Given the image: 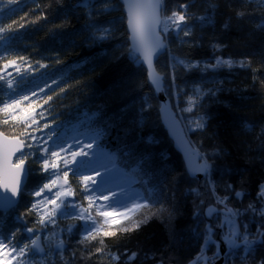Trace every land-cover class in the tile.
Segmentation results:
<instances>
[{"label":"trees","instance_id":"obj_1","mask_svg":"<svg viewBox=\"0 0 264 264\" xmlns=\"http://www.w3.org/2000/svg\"><path fill=\"white\" fill-rule=\"evenodd\" d=\"M163 1L165 15L180 11L181 5L188 7L184 11L187 27L172 29L168 39L164 38L167 49L156 63L162 80L159 92L150 82L142 60L131 51L127 15L119 0H110L112 9L104 13L91 7L102 0H89L87 8L81 6L83 0L0 3L6 13L0 16V26H13L5 33L12 38L0 47V76L8 65H14V71L24 73L18 77L17 89L22 87L19 93L37 89L42 83L48 86L38 100L45 114L39 128L0 111V131L27 145L32 141L22 135L26 128L34 136L46 123L47 131L57 134L66 129L73 131L72 125L79 126L67 137H97L92 139L89 155L98 158L96 163L69 170L67 184H59L71 187L74 195L66 203L76 205L75 210L67 207L69 216L58 215L55 226L41 228L39 214L29 209L39 199L33 193L43 184H50L52 175L41 168L44 155L40 147H26L28 185L18 206L0 211V233L14 235L11 243L4 240L8 245L3 250L6 255L13 245L30 244L31 234L24 231L25 227L37 229L36 234L44 239L50 231L71 224L72 232L60 235L66 241L64 257L71 259V253L77 252L74 264H193L204 246L206 225L214 226L213 238L220 244L219 251L225 246L220 221L206 215L209 206L221 207L216 197H227L228 206L240 210L239 222L247 225L250 236H256L257 228L264 227L259 211L264 208V198L258 195L264 186V6L255 0ZM8 8L14 11L8 13ZM238 10L247 14L238 18ZM100 28L110 29L111 36L96 39ZM217 59L247 63L245 67L236 63L232 67H212ZM16 91L0 81L3 102L13 98ZM189 97L195 100L192 111H186ZM163 99L170 102L192 144L210 165L205 178L188 173L183 155L163 123ZM196 120L203 123L202 129L195 128ZM98 170L113 177L102 183H107L104 189L115 193L120 190L129 196L150 194L151 213L156 214L149 213L147 222L134 231H119V225L106 229L116 235L104 238V254L89 259V250L95 252L98 242L78 247L85 222L72 217L80 207L89 208V196L95 200L102 195L96 187L86 189L82 180ZM53 191H45L44 195L52 198ZM236 192L242 196L237 198ZM102 201L96 200V204ZM250 203L257 209L255 213L247 211ZM91 209L97 216L95 204ZM108 250L119 255V261H111ZM215 252L214 244L205 249L209 257ZM131 253L136 256L129 260ZM24 259L40 261L41 257L29 254ZM51 260L58 264L55 254ZM261 261L264 243L258 242L251 254L240 249L231 254L226 251V264Z\"/></svg>","mask_w":264,"mask_h":264},{"label":"snow or ice","instance_id":"obj_2","mask_svg":"<svg viewBox=\"0 0 264 264\" xmlns=\"http://www.w3.org/2000/svg\"><path fill=\"white\" fill-rule=\"evenodd\" d=\"M17 0H7V5H11L16 3ZM243 2V0H242ZM255 2L264 6V0H255ZM0 3H3V0H0ZM123 4L126 8L127 15V25L130 29V39L132 41V49L134 53H139L140 55L136 57L137 60H142L143 63L147 65L148 68V76L152 84L156 87H159L161 82V77L159 73L156 71L153 60L154 56L159 49L164 47L163 37L161 33H166L169 31L170 27L176 30H182L181 25L187 27V17L184 14L185 9L188 5H181L180 11H173L171 14L165 15L163 13V0H123ZM81 6L89 7V0H83ZM91 7L100 12H108L112 9V5L110 0H102L99 5H91ZM14 11L11 8H8V13ZM247 13L242 10H238L236 12V16L238 18L244 17ZM6 13L3 8H0V16H4ZM204 19V18H201ZM208 22H211L210 18H208ZM2 23V22H0ZM12 25L9 24L7 27L0 26V47L4 45L8 40L12 37L10 35H5L12 30ZM227 27V24H225ZM188 35V32L184 33ZM111 36V30L108 28H100L95 36L96 39H107ZM9 63H12L11 61ZM183 63V61H180ZM236 63L240 67L246 66V61H233L231 59L222 60L217 59L216 65L212 67H216L219 65H226L228 67H232L233 64ZM191 65H189L190 67ZM19 71V70H17ZM10 75V74H9ZM0 81L6 82V87L10 90H14V82L12 79H9L6 76H0ZM43 91V89H41ZM197 93L199 89L195 90ZM33 96L36 95L35 92L32 93ZM28 96H23L21 99H12L11 103H5L0 100V104H3V107L0 108V111L11 114L14 120H20L25 125L29 120L32 121L33 124L37 123L34 119L32 112H34V108L30 104L28 106V110L21 109L19 116L16 115V109L20 108V105L24 100H28ZM51 99V97H49ZM47 103V101H45ZM189 107L186 111H192L195 107V100L193 97H189L188 100ZM7 123V120H5ZM195 128L202 129L204 127L203 123L200 120L193 121ZM44 128H48L49 125L46 123L43 125ZM22 135L26 136L29 140L34 142H42L44 145H47V140L39 141V138L36 136H31L27 132V128L25 129ZM92 139H96L97 137H91ZM52 139V135L48 136V140ZM181 143L184 146V151L186 152L187 159L189 164L193 165L196 172H203L207 174L210 165L207 163L206 158L199 152L197 148L191 142H185L183 137H181ZM60 148V151H51L49 152L48 147L39 148L38 150L44 153L43 162L41 168L43 171L47 172L49 169L56 170L59 169L60 163L58 162L61 157V152H67L68 149L64 148L61 145H56ZM24 147L32 148L33 144L29 143L25 145L23 140L19 138L13 137L9 139L3 134H0V176L3 177V180L0 181L2 187H0V211L7 212L11 209L16 203V198L20 195V186L19 180L16 179L20 173L23 172V165L25 163V153L22 151ZM71 148V145H69ZM87 148H92V144H88ZM16 153H20L17 156V160L15 164L11 163L12 156ZM72 162H75V158L77 156H87V152L81 149L79 152H71ZM51 160V163L49 162ZM198 161H203V163H199ZM62 163L67 166L69 163L68 159H63ZM83 163V162H81ZM55 175L56 173L53 172ZM67 175L68 172L64 171V183L67 184ZM11 176L12 180L9 182L8 177ZM51 179V177H49ZM59 176L57 175V180ZM57 180H52L50 184H43L39 187V190L33 193L36 197H41V194L45 191L51 192V189L57 185ZM85 188H89L92 185L96 184V181L92 177H83L82 178ZM91 182L89 184L88 182ZM116 187H125L124 185L117 184ZM100 191L99 188L96 189ZM150 191V190H149ZM196 191V190H192ZM74 193L72 191H58L55 193V198L47 199L45 197L42 201H37L32 204V207L29 211L35 210L39 214L38 223L41 228H47L49 224L56 225V217L59 216H69L70 213L66 212L65 209L69 206L75 210L76 205H68L65 202L66 197L73 196ZM258 195L261 198H264V186H261ZM235 196L240 198L242 196L241 192H236ZM152 199L151 195H143L137 193L135 195L129 196L122 192L119 196L115 192L112 193V196L101 195L100 197H96L94 200L92 196L88 197L89 200V208L80 207L79 212L73 216V219H78L80 221H84L85 223L82 225V232L80 233V240L78 242L79 246H85L86 244H90L92 241L98 242V247L95 248V252H91L89 250V259L92 255L97 253L104 254L105 242L104 238L115 236L116 232L110 229L113 225H119V231L129 232L134 231L139 228L142 223H146L149 218V213H151V209L153 204L149 203V200ZM60 201L59 203L57 201ZM96 200H103L106 203L96 204ZM227 197H216V203L222 207H211L209 206L206 210V215L208 217L215 216L219 223V227L223 230V235L221 240L229 250V254H231L232 250L240 249L247 254H251L254 250L256 244L264 243V227L257 228V235L250 236L248 232V227L246 224L242 225L239 222V217L241 212L239 209H234L228 207ZM95 204V212L97 216L101 217V220L97 219V216H94L92 212L89 210ZM47 205H51V207H47ZM112 209L111 211H106L104 209ZM119 209V210H118ZM162 211V209H157V212ZM247 211H251L255 213L257 209L250 203L248 205ZM260 215L264 217V208H261ZM155 215L156 213H151ZM20 219V217H17ZM213 225H206L204 231V246L201 249V254L198 255L193 262V264H212V261L220 257V244L218 241L214 240V232ZM73 229V225H66L64 229L58 231H50L48 235H45L43 241L41 240V236L36 234L37 229L27 228L25 227L24 231L31 234L30 235V244H21L20 246L13 245L8 249V255L12 256V259L16 261V264H44L47 261V264H52L51 256L55 254L58 258V264H74V260L77 256V252L73 251L71 253V259H66L64 257V251L66 248V241L61 237V232L71 233ZM14 239V235L12 232H8L7 235H3L0 233V253L3 252L5 248H8V245L4 243V240H8L9 243ZM216 246V252L213 253L211 257L205 254V249L209 245ZM31 255L32 257H41L40 261H31L26 262L25 257L27 255ZM107 255L110 260L115 262L119 261L120 257L116 253L107 251ZM136 253L129 254V260L134 259ZM81 258L83 254L81 253ZM261 264H264V261H261Z\"/></svg>","mask_w":264,"mask_h":264},{"label":"rangeland","instance_id":"obj_3","mask_svg":"<svg viewBox=\"0 0 264 264\" xmlns=\"http://www.w3.org/2000/svg\"><path fill=\"white\" fill-rule=\"evenodd\" d=\"M172 29L173 28L170 27L169 31H172ZM13 68H14V65H8L4 69L2 74H1V76H6L9 79H12L13 82H14V90L15 89L17 90L15 92L14 97L9 99L6 103H11L12 99L19 100L23 96H28L29 99L28 100H24L22 102V104L20 105V108L16 109V115L19 116L21 109L28 110V106L31 104L32 107L34 108V112H32V115H33V117H34V119L36 120L37 123L33 124L31 120H29L27 123H29L30 126H34V127H38L39 128V125L41 124V120L43 118H45V114H43L42 107H40L38 105V100L43 96L44 92L48 89L47 83L40 84L39 86H37V89H34L32 91L19 93L21 91L22 87L17 89L19 87V85H18V77L23 76L24 73L20 72L19 69H17L19 71H17V70L14 71ZM2 82H5V81H2ZM16 85H18V86L16 87ZM41 89H43V91H41ZM14 90H12V91H14ZM33 92L36 93L35 96L32 95ZM7 115L9 117H12L11 114H7ZM71 127H73V131H74V130H77V128L79 126L76 127V126L72 125ZM68 130L69 129H66V130L63 131V133L57 134L56 131H53V130L47 131V128H43L42 131L41 130H36V132L34 133V136L39 138V141L47 140V145H44L42 142H34V141H32V144L34 146H36V147L43 148V147L46 146V147H48L49 152H51V151L59 152L60 148L57 147L56 145H61L64 148L68 149L67 152H61L60 153L61 159L58 161L60 163L59 169H56V170L49 169L51 171V175H52L51 176V181L52 180H57V175L59 176V179L57 180V185L55 187H53L54 191L51 193L52 194V198L51 197L49 198V195H44V193H42L41 197H39L38 201H42L45 197H47V199H53V198H55V193L58 192V191H61V192H63V191H72L71 187L69 185L68 186H59V184L64 181V176H63L64 171L69 172V170H73L75 168H79V167L83 166L85 163H87V165H89V163L90 164L94 163V162L96 163L97 160H98L97 156H91L90 157V155H89V151L91 149L87 148V145L93 143L92 139H89L88 138L89 136L87 138H84V136H82V135H76V136H73V137L72 136L67 137V134L69 135V134L73 133L72 130H71V132L68 131ZM49 135H52V139H50V140H48V136ZM69 145H71V148H69ZM82 148H83V150L85 152H87V156H84V157L77 156L75 158V162H72L71 155H70L71 152H73V151L79 152V151H81ZM41 154L44 155V153H42V152H41ZM94 157H96V158H94ZM63 159H68L69 160V163H68L67 166H65L62 163ZM49 162L51 163V160ZM81 162H83V163H81ZM53 172H55L56 174L54 175ZM92 174H94V175L90 176V175L86 174L85 177H92L96 181V184L92 185V187H94V188L95 187L98 188L99 185H101V187L103 185L106 186L107 183H105V184H102V183L104 181H107L108 179L113 180V177L109 178V174L106 173V172H103L102 170H98L95 173L93 172ZM88 183L91 184L90 181ZM105 186L102 187L98 193H102L103 195L112 196L113 191L110 188L104 189ZM98 193H97V195H98ZM121 193H122V191H120V190H118L116 192L117 196H119ZM124 193L127 194L126 192H124ZM62 199H65V202H66V200L70 199V197H66V198H62ZM57 202L59 203L60 201L58 200ZM103 203H106V202L102 201L101 204H103ZM72 204H74V203L72 202ZM47 207L50 208L51 206L47 205ZM85 208H88V207H85ZM89 210L93 214L92 209H89ZM104 210L111 211L112 209H104ZM226 251H227V247H226ZM221 257H223L224 260H225L226 253L222 254V252H221L219 258H221ZM219 258H217L216 260H218ZM12 263H13V259H11V256L6 255L3 252L0 253V264H12Z\"/></svg>","mask_w":264,"mask_h":264},{"label":"water","instance_id":"obj_4","mask_svg":"<svg viewBox=\"0 0 264 264\" xmlns=\"http://www.w3.org/2000/svg\"><path fill=\"white\" fill-rule=\"evenodd\" d=\"M119 1L124 6L123 0H119ZM163 10H164V1H163ZM123 12L126 14V8H125V6H124ZM128 34L131 35L129 28H128ZM161 35L163 37V34L162 33H161ZM130 42H131V46H132L131 39H130ZM163 43H164V47H162L161 49H159L157 51V53L155 54V56H154L153 63H154L155 69H156V63H157V61L166 52V49H167V43L165 42L164 37H163ZM136 54L138 56L140 55L139 53H136ZM144 65L147 68V65L145 63H144ZM147 70H148V68H147ZM156 71H157V69H156ZM161 82H162V80H161ZM161 82H160L159 87H156L155 86V88H156V90L158 92L161 90ZM162 103H163V106H162V109H161V117H162L163 123L165 124L167 130L169 131V134H170L171 138L174 140V142L176 144V147L178 148V150L181 151V153L183 155V158H184V161H185V164H186V167H187V170H188V173L192 177H194V178H200V179L205 178L208 175L209 170H208L207 174H205L203 172H196L194 166L191 165V164H189V162H188L186 152L184 151V146L181 143V137H183V140L185 142H191V140H190V138H189V136H188V134L186 132V129H185L183 123L178 118L177 113L174 111V109L172 108V106H171V104H170V102L168 100L163 99L162 100ZM0 134H3V136L8 137L9 139L13 138L11 136H8L7 134H5L2 131H0ZM25 150H26V147H24L22 149L23 152H25ZM19 155H20V153H16L15 155L12 156V159H11V163L12 164H15L16 163L17 156H19ZM198 162L199 163H203V161H198ZM29 176H30V174H29L28 165L26 163H24V165H23V172L20 173L19 176L16 177V179H18L19 182H20L19 183V186H20V195L16 198L17 203L11 209H9L8 211H10L13 208H15L16 206H18L19 203L21 202V198H22L23 191L25 190V188H26V186L28 185V182H29V178H30ZM2 180H3V177L0 176V181H2ZM8 180H9V182H11L12 177L9 176L8 177ZM0 187H2V184H0ZM41 240L43 241L42 237H41ZM221 252H222V254H225L226 253V246L221 247ZM212 264H225V260H224L223 257H221L218 260L214 261Z\"/></svg>","mask_w":264,"mask_h":264},{"label":"built area","instance_id":"obj_5","mask_svg":"<svg viewBox=\"0 0 264 264\" xmlns=\"http://www.w3.org/2000/svg\"><path fill=\"white\" fill-rule=\"evenodd\" d=\"M169 33H170V31H167L166 33L163 34V36H164L165 39H166V38L168 39ZM225 264H226V263H225Z\"/></svg>","mask_w":264,"mask_h":264}]
</instances>
